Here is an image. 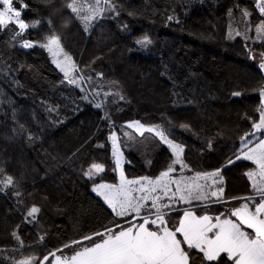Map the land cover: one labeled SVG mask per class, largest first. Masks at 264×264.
Instances as JSON below:
<instances>
[{"label": "trees", "instance_id": "16d2710c", "mask_svg": "<svg viewBox=\"0 0 264 264\" xmlns=\"http://www.w3.org/2000/svg\"><path fill=\"white\" fill-rule=\"evenodd\" d=\"M23 3L28 5L23 19L39 21L37 27L16 39L0 29V169L16 181L15 189L0 192V264L42 256L108 223L110 209L83 170L102 163L105 171L96 179L118 181L109 139L113 127L127 177H154L165 170L174 155L154 133L121 135L134 120L161 125L183 145L184 175L219 169L215 185L222 182L226 197L253 193L246 176L254 167L251 161L224 165L251 128L245 114L258 117L254 109L261 102L256 88L262 73L253 57L264 51V36L257 39L255 32L264 17L254 0H115L119 14L101 19L87 33L69 14L67 0ZM240 9L252 15L242 17ZM173 14L179 23L166 21ZM50 28L82 75L91 77L87 80L99 93L101 108L82 99L86 91L67 83L46 49L22 46L23 39L44 41ZM145 34L153 42L142 48L134 41ZM233 91L242 95L234 97ZM180 172L177 166L176 174ZM14 191L22 195L17 198ZM32 205L41 211L28 222ZM223 207L213 204L208 213ZM171 216L179 218L175 211Z\"/></svg>", "mask_w": 264, "mask_h": 264}, {"label": "snow or ice", "instance_id": "6c2138e0", "mask_svg": "<svg viewBox=\"0 0 264 264\" xmlns=\"http://www.w3.org/2000/svg\"><path fill=\"white\" fill-rule=\"evenodd\" d=\"M15 2L22 7L18 9L14 0H0V29L9 24L14 25L17 30L14 31L13 39L23 38L26 30L36 28L39 23L25 22L21 18V12L28 5L23 0ZM254 5L264 17V0H254ZM66 7L86 33L101 19L114 18L119 14L115 0H67ZM236 7L239 8V5ZM240 13L242 17L252 15L247 9H240ZM106 14L112 15L106 17ZM232 14V9H229L228 15L231 17ZM173 20L180 22L174 14L166 16V21ZM48 23L51 24V20ZM250 30V27L246 28V33ZM49 31L44 42L23 39L22 46L46 49L51 54L52 62L65 74L67 83L79 87L81 80L85 79L82 71L65 52L61 37L53 29L50 28ZM255 32L256 38L260 39V34H264V19L255 26ZM235 35L240 36L241 32L236 30ZM228 38H233L232 31H229ZM244 39L250 37L245 34ZM134 42L147 48L153 41L145 34ZM249 54L251 55V50ZM256 55L259 57L258 68L262 73L256 88L261 102L254 109L258 117L254 119L245 114V118L252 121L251 128L240 136L242 147L224 165L226 167L243 159L256 166L246 172L251 180L252 195L226 197L222 182L213 190L212 185L217 184V179L214 178L220 176L219 169L212 172L195 171L193 176L187 178L182 171L178 176L174 175L177 166L181 170L188 168L182 158L183 145L169 139L161 125L146 126L139 120H134L127 124V128L134 129L141 136L145 132L154 133L174 155L171 163L166 164L165 170L159 171L154 177L143 175L129 179L125 175L123 151L113 127L109 137L112 142L111 155L115 161L112 170L119 169V183H105L96 179L105 171L102 163L93 162L83 170V175L93 181L92 190L102 197L110 209L108 223L78 238L66 240L42 256L13 259L11 264H264V51ZM87 79L90 80L91 77ZM116 95L119 96V93ZM231 95L239 97L242 92L233 91ZM119 98L123 99L122 96ZM82 99L86 100L87 95ZM101 106V103L95 104L96 108ZM104 118L110 119L108 116ZM258 132L261 133L259 137L256 135ZM121 135L128 137L129 133L122 131ZM127 163L130 164L131 161ZM15 187V178L0 169V192ZM14 195L19 198L22 193L14 191ZM231 201L239 203L230 205ZM181 202L188 207L177 208V204ZM194 202H197L196 206H193ZM213 204L225 207L210 215L208 212ZM40 211L39 207L32 205L27 210L25 219L31 218L28 222L36 220ZM173 211L177 213L178 219L172 218ZM198 211L200 214H197ZM13 235L20 247H23L20 237L16 233ZM38 239L43 241V236ZM66 249L70 254L65 252Z\"/></svg>", "mask_w": 264, "mask_h": 264}, {"label": "rangeland", "instance_id": "374dc122", "mask_svg": "<svg viewBox=\"0 0 264 264\" xmlns=\"http://www.w3.org/2000/svg\"><path fill=\"white\" fill-rule=\"evenodd\" d=\"M14 5L19 9V8H21L22 7V5H20V4H18V3H16L15 2V0H14ZM22 12H23V10H22ZM22 12H21V18L23 19V17H22ZM264 19V18H263ZM26 22V21H25ZM36 22V21H35ZM27 23H32V22H27ZM6 28V30L9 32V34H11L12 36H13V34H14V31L15 30H17L16 28H15V26L14 25H12V24H9L7 27H5ZM256 36H257V34H256ZM264 36V34H260V39L262 38ZM39 42H44V41H39ZM50 55V58H51V60H52V57H51V54H49ZM70 56V55H69ZM71 57V56H70ZM72 58V57H71ZM256 59H258L259 60V57L258 56H256L255 57ZM60 59L62 60L63 59V57L61 56L60 57ZM72 60H73V58H72ZM74 61V60H73ZM260 61V60H259ZM75 62V61H74ZM54 64V63H53ZM55 65V64H54ZM56 66V65H55ZM59 69V68H58ZM60 70V69H59ZM62 74L64 75V78L66 79V77H65V74L62 72ZM67 80V79H66ZM81 89H84L85 91H86V94H87V98L88 99H91L92 101H94V103L96 104V103H100V101H99V99H98V96L96 95V93H95V89H93V87H92V85H91V83L85 78L84 80H81V82H80V86H79ZM146 126H150V125H146ZM131 130V131H130ZM126 132H128V133H130V132H135V130L134 129H129L128 128V131H126ZM111 135V134H110ZM169 139H172V138H170L169 137ZM172 140H174V139H172ZM175 142H177L176 140H174ZM110 143H111V150H112V142H111V140H110ZM118 143L120 144V142H119V139H118ZM177 143H179V142H177ZM121 146V145H120ZM121 150H122V148H121ZM123 151V150H122ZM184 153V152H183ZM182 158H183V161H184V155L182 154ZM185 162V161H184ZM122 163H123V165H124V170H125V163H126V158H125V155H124V153H123V159H122ZM181 170V169H180ZM181 171H183V170H181ZM116 173H117V176H118V181L116 182V183H119V169H116ZM125 175H126V172H125ZM174 175H179V174H176V173H174ZM184 175V174H183ZM127 176V175H126ZM186 178L187 177H190V176H188V175H184ZM129 178V177H128ZM135 178H139V177H135ZM129 179H133V178H129ZM101 182H105V183H110V182H107V181H101ZM93 187H94V185L92 186V189H93ZM175 190V188L173 187V191ZM96 193V192H95ZM97 194V193H96ZM98 195V194H97ZM102 198V197H101ZM180 205H184L182 202L181 203H179V204H177V206H180ZM185 206H187V205H185ZM30 255H28V256H26V257H29Z\"/></svg>", "mask_w": 264, "mask_h": 264}, {"label": "crops", "instance_id": "0c3cea01", "mask_svg": "<svg viewBox=\"0 0 264 264\" xmlns=\"http://www.w3.org/2000/svg\"><path fill=\"white\" fill-rule=\"evenodd\" d=\"M255 167H256V166L254 165L253 168H255ZM249 180H250V179H249ZM250 183H251V180H250ZM216 187H218V186L213 185V186H212L213 190H215ZM252 194H253V193H251V194H249V195H252ZM246 196H248V195H246ZM212 199H214V198H212ZM237 203H239V202H238V201H231V202H230V205H231V204H237ZM230 205H229V206H230ZM194 206H195V205H194ZM185 207H188V205L185 206ZM197 214H198V212H197ZM208 214H210V215H214V214H212V213H208ZM215 214H216V213H215Z\"/></svg>", "mask_w": 264, "mask_h": 264}, {"label": "water", "instance_id": "95a60500", "mask_svg": "<svg viewBox=\"0 0 264 264\" xmlns=\"http://www.w3.org/2000/svg\"><path fill=\"white\" fill-rule=\"evenodd\" d=\"M260 62V61H259Z\"/></svg>", "mask_w": 264, "mask_h": 264}]
</instances>
